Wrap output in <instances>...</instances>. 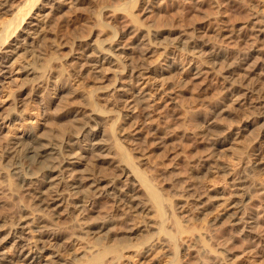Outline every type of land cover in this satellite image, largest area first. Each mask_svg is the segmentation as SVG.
Wrapping results in <instances>:
<instances>
[{
    "label": "rangeland",
    "instance_id": "1",
    "mask_svg": "<svg viewBox=\"0 0 264 264\" xmlns=\"http://www.w3.org/2000/svg\"><path fill=\"white\" fill-rule=\"evenodd\" d=\"M31 20L38 25L23 22L8 38L11 45L0 38V200L5 205L0 224L17 227L26 217L27 240L34 244L39 238L31 229L39 215L6 171L3 151L32 130L66 141L78 126L76 117L94 111L112 148L105 160L87 158L77 168L112 180L117 171L110 163L118 159L130 176L117 175V187L134 181L150 204L142 214H127L118 199L103 197L88 219L77 212L57 221L46 216L44 224L60 227L57 240L50 241L60 259L66 264H93L95 257L100 264H264V139L258 122L264 113V0H39L25 18ZM134 22L147 34L150 51L131 55V64L120 56L95 73L89 65L93 55ZM134 66L152 71L137 79L129 74ZM28 68L31 73L24 72ZM155 73L166 80L162 88H156ZM145 88L154 111L140 119L128 104ZM249 121L254 125L244 129ZM139 129L136 147L132 140ZM242 173L252 187L244 212L254 227L225 219L213 224L242 199ZM176 181L199 189L205 208L182 217L170 184ZM102 217L112 218L98 234L81 222ZM142 223L147 226L139 230ZM4 251L9 264L23 263L12 241Z\"/></svg>",
    "mask_w": 264,
    "mask_h": 264
},
{
    "label": "bare ground",
    "instance_id": "2",
    "mask_svg": "<svg viewBox=\"0 0 264 264\" xmlns=\"http://www.w3.org/2000/svg\"><path fill=\"white\" fill-rule=\"evenodd\" d=\"M54 1L58 2V0H54ZM38 2L39 0H21V1L6 0L4 1V4L0 6V16L2 14H5V15H9V18L6 19V21L0 20L2 22V25H0L2 29L1 28L0 29L3 34L0 36V38L3 41L2 45L4 44L11 45V43L7 41L8 38L12 36L11 39H13L15 32H17V29L20 28V25L23 22H25L27 26H29V28H33L35 25H38V23L33 24V20H31L30 22L25 21V18L29 17L30 11L33 9L34 6L38 4ZM145 11L149 13L150 9L146 10L145 8ZM141 27L142 26H140L139 24H136L135 22L133 24H130L123 31V33L119 36L117 41L116 42L113 41L114 44L112 43V45H109L108 47L103 48L102 50L98 51V53L96 52L97 55L95 56L93 55V58H92L93 64H89L93 66L94 72L97 74L102 73V68H103L104 63L113 64L115 60L120 56L126 57L127 60L130 61L132 58L131 55L144 54L150 51V47H149L150 45H148L150 42L148 41L147 34L144 32V30ZM4 34H5V37H2L4 36ZM3 38L5 39L3 40ZM1 39H0V42H1ZM89 60L91 61V58H89ZM210 62H211V58H210ZM212 62L215 63L216 60ZM130 64H131V61H130ZM229 65H231V62ZM233 66L235 67V64ZM233 66L228 67L229 71L230 69H232ZM136 67L134 68L135 70L133 69V71L130 68L129 74L130 76L134 75L137 79L140 76L141 77L145 76L146 72L151 73L152 71L150 67L143 66V67H140V69H137ZM31 68L26 69L24 72L32 70ZM168 68H170V66L160 68L158 70V74L161 75L163 71L168 70ZM132 72L133 73L135 72V73L132 74ZM152 78L155 79V82L157 81V83H155V85L157 86L156 87L157 89L159 87L160 88L163 87V82H161V80H163L164 78L162 77H161L162 79L156 78V73ZM119 89L121 90V88ZM149 94L150 92L147 91L146 88L142 91L137 92L136 94L134 93V97L133 99H131L133 101V104L132 105L128 104L129 108L133 107L136 110V112L138 113L137 115L139 116L140 119H144V118L148 119V117L153 115L152 113L154 109L152 108V104L150 103V100L148 97ZM241 97H240L241 98L240 100L245 99V97L243 96ZM235 100H237V98L234 99V102ZM240 100L238 99V102L236 103H239ZM60 101H63V100H60ZM20 103H22V98L18 100V106ZM3 107L4 105L2 106L0 105V110L3 109ZM77 114L75 116H77ZM84 116L85 117L83 118L85 119H83L81 116V118L84 121L80 120L81 118L79 119L80 116L76 117L78 121H83V122L80 123L79 125L77 121L76 124L78 126L77 127L75 126V129L71 132L72 133L71 137L68 138L66 141L65 140L60 141V140L53 139V137L51 138L52 135L49 136L44 131L43 132L41 131V133H38L32 130V131H29L28 133L27 132L24 133L23 137H19L21 138L19 139V141L13 143L12 145L10 144L11 146L7 147L5 151H3L4 154L2 158H4V161H5L4 167L6 171L19 181V185H20L19 189L21 193H23L24 196L30 198V200L28 201H30L31 202L30 204H32L33 212L39 215V218L41 221L37 222L38 224H35L32 227L30 226L31 229H33L32 231L37 233L39 236V238H37L36 240V243L34 244L33 243L31 244L29 240H27L26 238V235L29 233V231L27 230L29 226V222L27 220L28 218L25 217L24 220L15 223L17 227L6 228V226L3 223L0 224V264H9L10 262V258L4 251V247L6 246L7 243H10V241H12L13 244L17 246L18 253L16 256L19 258V261L20 260L23 261L22 264H66L67 261L65 259H60V254L58 253L57 249L54 250L51 248L52 247L51 245L54 244V243H51L52 239L57 240L58 231L60 227L54 228L53 226L44 224L42 220L46 216H50V218H52L53 220H56L60 217L72 218L74 212H77L79 214L78 216L88 219L87 215L89 214V211L95 210V206L97 202L103 197L118 199L119 200L118 205L121 207L120 209L127 214L130 213L131 211H134L136 214H142L143 212H146V210L148 209L150 203L147 201L149 200H145L146 196L145 195H144L145 197L142 196L143 191L142 192L140 191V188H139L140 186L138 187V184H136L134 181L124 183V185H122L119 188L117 187L116 185L117 179L115 178L117 175L119 176L127 175V177L130 176V174L128 176V172L126 171L125 167L123 166L120 160L114 159L112 163H110L113 165L114 169L117 171V175L113 177L112 180H108V179L106 180L104 177H100V175L97 176L93 174V172L83 171L82 169L77 168L79 165L84 164L87 158H92L94 160H100V159H104L105 157H108L109 155L107 151H109L112 148L111 146L112 142L110 140L111 135L110 133H108L107 127L105 123L102 121V119L96 122L95 121L96 118L94 117L96 115L94 111H90L89 113H86ZM66 117H67V113L62 112L61 118L64 119ZM126 117L128 116L126 115ZM259 117H260V119L258 118L259 119L258 120L259 130H260L259 133L261 134V137L264 139V113L260 114ZM77 119H74V120L76 121ZM92 121H95L97 124V126L95 125V128H92L93 127L91 123ZM253 122L254 121L247 122L245 124L244 129H247L249 126L254 125ZM133 135H136V136L132 140V142L135 141L133 144L137 145L138 141L141 138L140 129L137 130V132ZM80 141H82L83 143L79 144ZM217 145L219 146L222 145V141L218 142ZM139 146L140 145L138 144V146L136 147H139ZM76 148L77 150H75ZM143 153H146V152H143ZM259 164L260 162L258 163V165ZM132 170L133 169H131V171ZM179 180L180 178L178 179V181ZM248 180L249 179L247 178V176H244L243 173L240 174L238 178V182L240 184L239 189L243 191V193H241L243 194L242 199L238 202L235 201L236 203L231 205L232 207L230 206L231 209L230 208L229 210L227 209L228 211L226 210L227 211L226 213L224 212L223 215H221L220 217H217L213 221V224H216L217 222H223V219H225L226 222L228 220V222H231V223L235 222L236 224H239V225L242 224L244 225V227H250V225L254 223L253 217H251L250 215H246V212H244V209H245L244 207L246 206L247 202L251 199L252 197L251 194H253L251 191L252 187L250 186ZM178 181L174 183L173 182L170 183L172 186V190L175 191L173 192L177 195V198L174 197L176 198V201L174 203L176 205L175 206L176 209H178L177 212H179L180 215L184 217L185 215L187 216L188 213H193L194 211L203 210L205 208L204 207L205 205L204 194L201 191H199V189L197 190L188 184H181L182 182L179 183ZM185 182H189V181H185ZM177 183H179L180 185H178ZM154 195H156V193ZM156 196L157 198H159L158 195ZM3 203L4 201L0 200V206ZM105 217H102L100 221H96V222L95 220L94 222L93 220L92 222H89V220L85 221L88 224H86L83 221L81 222L88 226L87 228H89L88 230H90L91 234L93 233L98 234L101 232L100 229L108 228V226H105V225L109 223L110 218H112L110 217L109 219H107ZM97 222L102 225L95 226V223ZM24 223H27V225H24ZM145 226L147 225L145 223H142L139 226L140 227L139 230H141V228ZM99 259H100L99 257L97 259L95 257L93 264H100L99 262L101 260Z\"/></svg>",
    "mask_w": 264,
    "mask_h": 264
}]
</instances>
